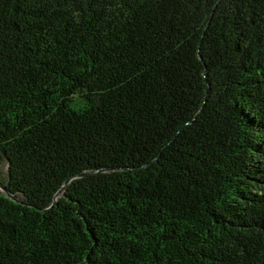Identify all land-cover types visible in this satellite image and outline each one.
I'll list each match as a JSON object with an SVG mask.
<instances>
[{"label": "trees", "instance_id": "obj_1", "mask_svg": "<svg viewBox=\"0 0 264 264\" xmlns=\"http://www.w3.org/2000/svg\"><path fill=\"white\" fill-rule=\"evenodd\" d=\"M0 183V264H264V0H0Z\"/></svg>", "mask_w": 264, "mask_h": 264}, {"label": "water", "instance_id": "obj_2", "mask_svg": "<svg viewBox=\"0 0 264 264\" xmlns=\"http://www.w3.org/2000/svg\"><path fill=\"white\" fill-rule=\"evenodd\" d=\"M83 176L84 173L80 172V173H77L75 175H73L72 177H69L68 179L66 178L65 181L63 182L62 186L58 189V191L56 192L55 196L53 197V202L52 204H54V201H55V198L57 196H59L61 190L63 189V187L65 186L66 183H68L72 178H75V177H78V176ZM0 189L5 191L8 195V198L11 199L12 201H15V202H19V203H22V204H25L21 199L17 198L16 196H14L13 194H11L10 192H8V190L6 189V187L4 185H2L0 183Z\"/></svg>", "mask_w": 264, "mask_h": 264}]
</instances>
